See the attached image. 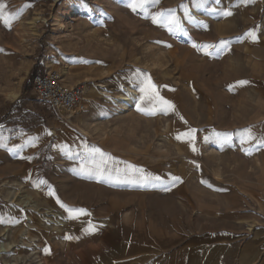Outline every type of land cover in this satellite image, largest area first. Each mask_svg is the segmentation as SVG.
<instances>
[{
	"label": "rangeland",
	"instance_id": "rangeland-1",
	"mask_svg": "<svg viewBox=\"0 0 264 264\" xmlns=\"http://www.w3.org/2000/svg\"><path fill=\"white\" fill-rule=\"evenodd\" d=\"M132 3L0 0V264H92L125 243L118 264H264V0ZM36 65L84 87L87 110L38 101Z\"/></svg>",
	"mask_w": 264,
	"mask_h": 264
},
{
	"label": "built area",
	"instance_id": "built-area-1",
	"mask_svg": "<svg viewBox=\"0 0 264 264\" xmlns=\"http://www.w3.org/2000/svg\"><path fill=\"white\" fill-rule=\"evenodd\" d=\"M33 92L38 101L49 104L56 112L69 118L87 110L84 87L67 84L57 71L35 76Z\"/></svg>",
	"mask_w": 264,
	"mask_h": 264
},
{
	"label": "snow or ice",
	"instance_id": "snow-or-ice-1",
	"mask_svg": "<svg viewBox=\"0 0 264 264\" xmlns=\"http://www.w3.org/2000/svg\"><path fill=\"white\" fill-rule=\"evenodd\" d=\"M146 3V0H133V3L130 5V7H132L133 10H136L137 7H142L143 4ZM217 3H219V0H217ZM225 15H231L232 13L230 11H227L224 13ZM0 19H4V14H3V5H0ZM4 22L6 24L9 23L8 19H4ZM170 23H172L173 21L170 20ZM175 23H179L178 20H175ZM247 37H251L253 40L256 39V33L255 31H249L248 33H246ZM196 45H194L195 47ZM204 48H210V47H215L214 45H203ZM210 54V53H209ZM241 83H246V82H241ZM140 91L142 93L148 94L150 96V99L156 103H158L159 105L162 106L161 110H167L169 108H173L174 106L171 105L168 101L164 100L163 97L159 96V93L156 89V85L153 84L151 82V79L148 78L145 85L143 87L140 88ZM143 98V97H142ZM166 106V107H164ZM149 114H155L154 112H150ZM181 119H183L181 117ZM194 132L195 130H190L188 133H185L183 135L194 139ZM217 136H221V135H227V134H221V133H217ZM243 136H246L248 139H253L252 135H251V130H245L244 133H242ZM178 139L180 138V136L177 137ZM195 150V148L193 149ZM92 153L94 154H98L101 157L104 156V153L99 149V148H93L90 150ZM128 169L131 170V172L133 173H139V176L142 180L147 181L150 177L145 175L142 169L136 168L133 165H128L127 166ZM152 179H158V177H152ZM174 180L179 179L178 177H174ZM62 207H66L65 205H61ZM69 213H70V218L72 219H76L78 218L80 215H90V213H88L85 209H71V208H67L66 209ZM67 239H71L72 237H66Z\"/></svg>",
	"mask_w": 264,
	"mask_h": 264
},
{
	"label": "crops",
	"instance_id": "crops-1",
	"mask_svg": "<svg viewBox=\"0 0 264 264\" xmlns=\"http://www.w3.org/2000/svg\"><path fill=\"white\" fill-rule=\"evenodd\" d=\"M17 98H15V99H17ZM113 208L114 209H118L119 207H118L117 204H113ZM124 218L128 220V213H126L124 215ZM112 219L119 220V211L115 213V215L111 218V220ZM111 220L110 221H105L104 222V223H106L105 225L106 226H110L109 224H110ZM239 222L243 223L245 221L239 220ZM102 225H104V224H102ZM62 243L64 244L65 242H62ZM62 247L67 248L68 245L65 243V246H62ZM133 249H134L133 246H131L128 243H125L123 246L120 245L116 250L108 251V254H105L104 250L101 251V249L100 250L97 249L96 253L94 255L92 254L88 261L90 262V261L96 259V262H94L92 264H118V263L115 262V259H119V258L131 255ZM108 259H114V262L113 261L112 262H108L107 261Z\"/></svg>",
	"mask_w": 264,
	"mask_h": 264
},
{
	"label": "bare ground",
	"instance_id": "bare-ground-1",
	"mask_svg": "<svg viewBox=\"0 0 264 264\" xmlns=\"http://www.w3.org/2000/svg\"><path fill=\"white\" fill-rule=\"evenodd\" d=\"M24 40V39H23ZM88 91V90H87ZM91 92V91H90ZM11 94H13V93H11ZM90 95V94H89ZM107 95V94H106ZM11 96H13V98H16L17 97V95L16 94H13V95H11ZM10 97V96H9ZM12 98V99H13ZM130 100L129 99H127V98H122V99H120V104L123 106V107H127V105H128V102H129ZM56 133L54 132V135H55ZM34 191H35V193L36 194H38L39 196L41 195V193H40V191L37 189V188H35L34 189ZM17 191H13V192H11L10 193V195H8V199H9V202H11V203H15L16 202V200H17V193H16ZM28 199V198H27ZM26 201V200H25ZM29 201V200H28ZM33 201V200H32ZM31 201V202H32ZM23 202V201H22ZM30 202V201H29ZM24 203V202H23ZM25 204H29L28 206H33V207H35V205H32V203H31V205H30V203H27V201L25 202ZM24 205V204H23ZM29 208V207H28ZM28 220H31V219H28ZM43 220V219H42ZM32 222V221H31ZM51 222V221H50ZM45 224V223H44ZM57 225H59V226H61V224L60 223H57ZM58 226V227H59ZM63 226V225H62ZM5 236H6V234H5ZM2 237V235H0V238ZM29 238V230L26 228L24 231H23V233H22V245H26L27 244V241L29 240L28 239ZM10 250H12V246H11V244L10 243H6V242H1L0 241V253H6V252H8V251H10ZM35 255L37 254L36 252L34 253ZM20 259V258H19ZM13 262V261H12ZM36 264H44V262H41L40 260H38V261H36Z\"/></svg>",
	"mask_w": 264,
	"mask_h": 264
},
{
	"label": "trees",
	"instance_id": "trees-1",
	"mask_svg": "<svg viewBox=\"0 0 264 264\" xmlns=\"http://www.w3.org/2000/svg\"><path fill=\"white\" fill-rule=\"evenodd\" d=\"M39 73H40L39 66L36 65V66L33 68V70H32V73H31V75H30V79H32L35 75H39ZM30 79H29V80H30Z\"/></svg>",
	"mask_w": 264,
	"mask_h": 264
}]
</instances>
